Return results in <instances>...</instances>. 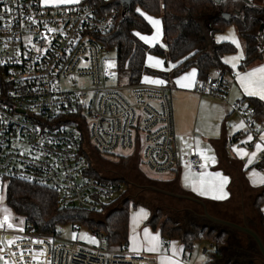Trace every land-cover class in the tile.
<instances>
[{"label":"built area","instance_id":"2783aa9c","mask_svg":"<svg viewBox=\"0 0 264 264\" xmlns=\"http://www.w3.org/2000/svg\"><path fill=\"white\" fill-rule=\"evenodd\" d=\"M118 13L91 4L44 7L40 0H0V191L6 193L12 180L28 182L58 191L62 207L95 212L125 194V184L91 175L86 153L92 149L137 152L151 172L173 171L170 86L129 83L105 68L104 55L117 49H107L100 39ZM229 77L216 70L196 91L223 100ZM236 110L253 133L254 109L240 104ZM185 163L194 173L202 171L194 152ZM257 163H264V154ZM8 222L14 227L0 228V264H156L151 256L108 247L95 229L89 234L104 246L86 245L78 234L66 239L64 225L41 233L26 221ZM71 229L80 232L77 225Z\"/></svg>","mask_w":264,"mask_h":264},{"label":"trees","instance_id":"16d2710c","mask_svg":"<svg viewBox=\"0 0 264 264\" xmlns=\"http://www.w3.org/2000/svg\"><path fill=\"white\" fill-rule=\"evenodd\" d=\"M124 1L128 4L125 15L122 10L123 2L120 0H83L80 4L95 5L104 12L118 9L119 13L112 28L100 40L107 49H117L115 70L119 77L126 78L129 83H139L144 76L168 80L190 69L197 71L200 83L205 82L216 70L221 71L223 75L231 76L234 70L224 63L223 58L236 53L237 48L230 42L217 43L213 40L216 33L224 32L231 25H235L239 37L244 42L245 55L238 66V71L247 70L256 61H264V50L258 38L264 22V7L245 6L241 16H231L227 20L223 17L218 18L211 23V32L207 35L200 21L218 11L219 3L214 0ZM146 15L162 18L165 48L159 45L149 47L140 39L141 35L152 33V24L145 19ZM137 33L139 35H136ZM148 54L164 57L174 64L171 73L146 67ZM242 104L254 109L253 118L264 127V102L256 97H245ZM86 154L91 175L99 179H114L125 185L128 184L123 178L106 177L98 168L97 162L119 164L117 161L127 160V155L130 153L106 154L98 149H92ZM131 154L141 157L137 152ZM259 168L263 169L264 165H259ZM60 197V193L51 188L16 180L10 181L6 190L8 207L17 215L24 217L26 223L37 232L50 233L60 225H79L89 230L95 229L105 235L108 247L127 249L131 207H137L138 203L131 205L132 200L123 194L115 200L120 203L119 206H113L116 202L112 201L104 204L98 211L92 212L76 207H62ZM263 204L264 188L255 197L253 203L256 220L264 228V215L261 211ZM180 214L179 211L173 212L174 218L165 214L161 208L156 209L149 225L155 230L160 228L161 235L169 240H181L185 253L191 254L194 244L198 241L211 244L212 248L204 264H223L221 260L230 244V229L212 226L207 221L209 225L192 224L189 230H185L180 220L176 219ZM98 215H104V219H96ZM164 217L167 219L161 223ZM224 264L240 263L227 261ZM249 264H264V262L258 258Z\"/></svg>","mask_w":264,"mask_h":264},{"label":"crops","instance_id":"0c3cea01","mask_svg":"<svg viewBox=\"0 0 264 264\" xmlns=\"http://www.w3.org/2000/svg\"><path fill=\"white\" fill-rule=\"evenodd\" d=\"M76 4L77 2L57 5ZM46 5L53 6V4ZM217 12L218 15L223 14V12L220 11V5ZM229 15L233 16L230 11ZM243 58L244 56H242V58H239L235 62L234 59L230 57V55H226L223 58L224 63L227 60L228 63L225 64H227L234 70L233 76L229 77L228 91L223 100H220L213 95L208 94V97L213 98L212 101L201 96L205 94H199L196 91V88L198 87L200 82L198 81L197 71L195 69H190L177 77H173L174 79L172 78V82L169 85V97L171 105L176 111L177 118L176 134V130L174 129V145L176 148L175 152L177 161L173 171L169 173L171 175L169 177L170 180H166L164 182L167 186V188L164 190L172 192L173 190L171 189H174V186L176 187V184L182 185L181 187L184 193L192 195L193 197L200 199L206 203L208 211L211 215L215 217H221L225 215V213H227L226 217L228 221L230 220L238 224H243V222H245L250 228L254 229L264 241V228L260 226L256 219L254 220L253 218V214L256 218V214L253 210L254 199L264 188V183L260 182V178L264 177V168H259V165H264V163H257L258 157L261 154H264V140L261 139V137L264 136V127H262L258 122H255L253 133H251V131L246 127L243 116L236 110V107L242 104V101L245 97H256L260 99L259 96H249L245 94L243 88L241 87L237 74H239L240 76H244L245 73L252 72L254 69L260 67H264V61H256L247 70L238 71V66ZM233 64L235 65V67H233ZM174 66L175 65L172 64L170 71H160L171 73ZM193 70H195L194 77L190 76L189 79L181 80L182 84L187 85L186 87H181L176 83L178 79L192 73ZM213 73H215V71ZM146 77L148 76H144V79ZM142 82L151 85H160L145 82L143 81V79ZM262 101L264 102V100ZM213 119L215 120V122L212 121ZM200 120H202V129H200ZM208 123H211V128L207 125ZM215 123L218 124L217 133L213 127ZM249 137H251V139H249ZM199 140H204L202 147H196ZM257 144L261 145L260 149H257ZM200 149L203 150L204 155H210L213 152L215 154L218 153V158L222 161L227 162L233 175L235 176V183L233 180H231L225 187H223L222 189L220 188V190H218V193L223 195L222 190L224 188H226L227 191H231L232 186L235 185V194L233 190L232 192H230L231 194L228 193L226 198L217 200L213 198L217 193L215 189L205 190V194H200L201 178L197 179L196 182H192V184L189 180L181 178L182 168L187 166L185 163L187 155L194 152L201 158V154L199 153ZM253 153L256 154L255 157H252ZM204 169L205 168H203L202 162V171L196 174H204ZM253 173H255L256 176H253ZM194 186L197 189L196 191H193ZM227 187L229 188V190ZM191 190L192 192H189ZM245 194L253 197L252 200H249L250 202L248 204V207L251 209L252 216L246 215L244 211ZM199 208V210L195 208H188L184 210L182 209V211H184L187 216H190L193 219H197L196 221H201L202 218H200L198 215L203 214V209L201 206H199ZM261 211L264 215V204L262 205ZM256 226H258V228H256ZM159 234L158 236L161 247L156 252H151L146 250L148 244L145 238L144 231L140 233V242H135L131 236L132 233L129 232V244L127 247L128 251L134 255L144 254L146 256H151L155 260L156 264H160L162 257L173 258L174 260L178 261L179 264H204V262L206 261L203 260V258L200 259L199 257L186 259L184 245L182 244L181 240H169L168 244H163L161 242V238L163 236ZM151 235H157V233ZM242 236L244 235H241L236 231H230V244L225 249L224 257L221 262L226 260V262L234 261L240 264H249L250 262H252V260L260 258L258 256L259 253L256 245L246 236ZM173 243L175 244L176 249H178L175 257H173V250L171 248V245ZM208 245L209 248H212L211 244L208 243ZM206 251L207 250H205L204 253H207ZM230 251L234 253H231ZM228 252L231 253V257L227 255ZM225 255L228 257V259H225Z\"/></svg>","mask_w":264,"mask_h":264},{"label":"rangeland","instance_id":"374dc122","mask_svg":"<svg viewBox=\"0 0 264 264\" xmlns=\"http://www.w3.org/2000/svg\"><path fill=\"white\" fill-rule=\"evenodd\" d=\"M83 0H79L77 2V4H80ZM123 2L122 4V10H123V15H125L127 13L128 10V4L127 2H125L124 0H120ZM42 6L44 7H57V6H66V5H53V6H47L45 3H43V0H40ZM220 5V11L223 12V14L218 15V12L211 14L209 16L204 17L203 19H201V24L203 26V29L205 30L207 35H210L211 32V23L218 19V18H222L226 15H229V11L232 13L233 16H241L242 14V10L243 7L245 6H258V7H264V0H220L219 2ZM70 6V5H69ZM154 20L159 21V25L154 27L152 25V33L149 35H141V36H145V37H149V42H145L149 47H154L156 45L161 46L162 48L166 47V42H165V37H164V25H163V21L162 18L160 16H148ZM231 16V15H229ZM149 21V20H148ZM159 29V34L157 36V31L156 29ZM232 34L234 35V38L239 42V48H237L236 53L231 54L230 57L231 58H237L234 59V62L236 60H238L241 56H244V42L243 40L239 37L236 27L235 25H231L229 26L224 32L221 33H216L213 37V40L215 42L221 43V42H230L232 43L229 39H224L225 37H229V35ZM153 36H157V38L155 40H152L151 38ZM218 37L221 38L218 41ZM258 38L260 40V46L261 48L264 50V22H263V26L261 28V31L258 35ZM233 44V43H232ZM151 56L153 57V61H149L148 57ZM104 57H106L107 61L105 62V68L106 69H115L116 68V55L114 53H109V54H105ZM155 60H159L162 63L157 65L155 64ZM171 66L172 64L170 62H168L164 57H159L156 55H152V54H148V56L146 57V67L155 70V71H160V70H164V71H170L171 70ZM169 68V69H167ZM149 81H155V80H162V78H158V77H153V76H148L147 77ZM174 79V78H173ZM143 81H145V79L143 78ZM165 81L166 84L170 85V83L172 82V78H169L168 80H163ZM146 82V81H145ZM150 83V82H148ZM205 98H208L210 100L213 101V98L208 97V94L205 95H201ZM217 101V100H216ZM173 109V126L175 131V134L177 133V118H176V111L174 109V107H172ZM202 119V117H201ZM213 122H215V120H212ZM200 123V129H202V120L199 121ZM210 128H211V123L207 124ZM220 125V124H219ZM214 130H216L217 133V128H218V124L215 123L213 125ZM215 132V131H214ZM208 134V133H207ZM203 142L204 140H199L198 144L196 145V147H202L203 146ZM208 145V144H207ZM206 145V146H207ZM174 149L176 151L175 145H174ZM130 153V154H128ZM126 154L127 155V160L125 161H120L118 160L117 162L119 164H113L112 162H105V161H98L97 165L98 168L100 169V171H102V173H104V175L108 178H123L124 180H126L128 182L127 185H125V197H128L132 200V203H138L139 205L135 208L131 207V218H130V223H129V232L132 233V238L135 242H140V233L141 232H145V230H147V232L149 233V235L157 233L159 235H161L160 232V228L159 229H154L153 227H151L149 225V221L152 219L154 211L156 209L161 208L163 210V212L165 214H167L168 216H172L173 212L175 211H181L180 215L176 218L177 220H180V222L182 223L183 227L185 230H189L190 226L192 224H200V225H207V220L206 219H201V221H196L197 219H193L190 216H187V214H185L184 211H182V209H188V208H195V209H200L199 206L195 205L194 202L186 200V199H180V198H176V197H172V196H167V195H163L159 192H156L153 190L154 187L159 188V189H166L167 186L165 185V181L170 180V174L166 173V174H156L151 172L144 164L142 157L136 155V154H131V152H128ZM199 153L201 154V158H202V162H203V168H205V172L203 174L205 179L211 178L214 179L217 187L215 188V190L217 191V193L214 196L217 197H222V198H216L217 200L220 199H224L227 197L228 193L231 194L230 192H232L234 190V186H232V190L230 191L229 188L227 191L226 188H224L222 190L223 195H221L220 193H218V190H220V188L222 189L223 187H225L231 180L234 181L235 183V176L233 175L230 166L227 164L226 161H222L218 158V153H212V154H203V150L200 149ZM123 154V153H120ZM94 159V158H93ZM107 159H111V158H107ZM141 159V160H140ZM109 161V160H108ZM219 173L220 177H216L215 174ZM181 178L185 179V180H189L192 184V182H196L197 179L201 178L200 174H196L193 173L190 168L188 166L183 167L182 168V173H181ZM220 178H226V182H223L221 185V181ZM190 184V186H191ZM182 185L180 184H176V187L174 186V189L172 192L177 194V195H185V196H192L189 195L187 193H184L182 190ZM207 190V189H205ZM189 192H192L189 191ZM236 190H234V194H235ZM0 196L3 197L2 200H0V211L2 212L3 215H5L4 209L8 210V213L10 214V221H12L14 224L17 220V223L21 226L23 224V222H25V218L22 216L17 215L16 213H14L11 208L8 207V205L6 204V193L5 191H0ZM193 197V196H192ZM120 198V197H119ZM118 197L114 198V200H118ZM253 197L245 194L244 197V201H245V214L248 216H252V212L251 209L248 207L249 204V200H252ZM115 205L113 206H119L120 203L118 201H115ZM118 202V203H117ZM230 208V207H229ZM216 209V208H215ZM173 211V212H172ZM172 213V214H171ZM227 213H225V215L221 216L222 219H227L226 217ZM175 218V217H174ZM253 218L254 220L256 219L254 214H253ZM96 219L102 220L104 219V215H98L96 216ZM167 219V217H164L161 221V223H163L165 220ZM209 222V221H208ZM232 222V221H231ZM160 223V224H161ZM209 225V224H208ZM210 225L212 226H216L210 223ZM71 226L74 225H64L65 230H64V234L63 236L66 239H72L74 237H76V234H78V239L85 243L86 245L89 246H104V244L99 240V239H94L91 237V235L89 234V229L84 227V226H79L80 228V232L79 233H74L71 229ZM256 228H258V226H256ZM226 229V228H224ZM232 232V230H230ZM82 234H84V238H81ZM237 235V234H236ZM239 235V234H238ZM245 237V236H242ZM91 238V239H89ZM92 240H94L95 242H92ZM205 250L208 251V253H204ZM211 248H209L208 243L206 242H196L194 244V250L193 252L190 253H185V258L186 259H191L192 257H199L200 259L203 258V260H206L208 258V254L210 253ZM231 253H234L232 251H230ZM228 252L227 255L229 257H231V253ZM259 256V254H258ZM228 259V257L225 255V259ZM254 260H252L253 262ZM1 263V260H0ZM222 263H226V260L222 261ZM251 263V262H250Z\"/></svg>","mask_w":264,"mask_h":264},{"label":"snow or ice","instance_id":"6c2138e0","mask_svg":"<svg viewBox=\"0 0 264 264\" xmlns=\"http://www.w3.org/2000/svg\"><path fill=\"white\" fill-rule=\"evenodd\" d=\"M73 2H78V0H43V3L45 4H53V5H57V4H68V3H73ZM141 15H144L143 13H141ZM145 19L149 20V22L154 26H158L159 25V21L154 20L150 17L145 16ZM157 31V36L159 34V29H156ZM136 35H139L138 33ZM157 36H153L151 39L155 40L157 38ZM140 39L144 40L146 43L149 42V37H145V36H140ZM221 38L218 37V41ZM224 39H229L233 44H235L237 46V48H239V42L234 38V35L230 34L229 37H225ZM37 51H39V49H37ZM238 58H242L238 57ZM233 59H237V58H233ZM149 61H153V57L149 56L148 57ZM162 62L159 60H155V64L159 65ZM225 63H228V61L226 60ZM233 67H235V65L233 64ZM191 77L195 76V70L192 71V73L181 77L180 79H178L176 81V83L181 86V87H186L187 85L182 84L181 80H186L189 79ZM239 82L241 84V87L243 88L244 92L246 95L249 96H259L260 99L264 100V67H260L257 69H254L252 72H248L245 73L244 76H240L239 74H237ZM146 82H150V83H155V84H164L165 81L163 80H155V81H149L148 78H145ZM249 139H251V137H249ZM262 140H264V136L261 137ZM257 149L261 148L260 144L256 145ZM246 155V154H245ZM255 153L252 154V157H255ZM216 177H220V174L217 173L215 174ZM253 176H256L255 173L252 174ZM221 181V185L223 182H226V178H220ZM260 182L264 183V177L260 178ZM217 187V184L215 182L214 179H205L203 174H201V179H200V194L203 195L205 194V189L207 190H214ZM196 187H193V191H196ZM214 199L216 198H222V197H217L214 196ZM3 197L0 196V200H2ZM5 215L3 218V221H0V228H3L5 226V224L7 225V227L9 229H12L14 226L12 223H9L8 221L10 220V214L8 213L7 209H4ZM81 238H84V234H82ZM145 238L148 244V247L146 248L147 251H151V252H156L160 247V241H159V236L157 235H149V233L147 232V230H145ZM16 239V238H14ZM14 239H9L8 240V244L11 245L14 242ZM22 239V238H20ZM91 239V238H89ZM33 243H43V241H32ZM92 242H95L94 240H92ZM171 248L173 250V257H175L176 252L178 251V249H176L175 244L173 243L171 245ZM27 251H30V249H26ZM136 250V249H134ZM13 255H15V253H13ZM39 255H44L43 252H40ZM35 258V256H34ZM3 256H0V260H3ZM5 264H9L8 261H5ZM160 264H179L178 261L174 260L173 258H169V257H162Z\"/></svg>","mask_w":264,"mask_h":264},{"label":"water","instance_id":"95a60500","mask_svg":"<svg viewBox=\"0 0 264 264\" xmlns=\"http://www.w3.org/2000/svg\"><path fill=\"white\" fill-rule=\"evenodd\" d=\"M214 1L216 3H218L220 0H214ZM223 18L227 20L230 18V16L226 15ZM153 190L156 192H159L163 195L172 196V197H176V198H180V199H186V200L194 202L196 205L201 206L203 209V214H199V215L197 214L200 218L206 219L207 221H209L213 225H216V226H219L222 228H226V229H230V230L236 231L238 233H241V234L247 236L248 239L256 245V248H257L258 253H259V257L264 262V241H263L262 237L254 229L250 228L245 222H243V224H238L235 222L228 221L226 219L215 217L209 213L206 203L200 199L195 198V197L185 196V195H177L173 192L166 191L163 189H159L156 187H154Z\"/></svg>","mask_w":264,"mask_h":264},{"label":"flooded vegetation","instance_id":"af4514ba","mask_svg":"<svg viewBox=\"0 0 264 264\" xmlns=\"http://www.w3.org/2000/svg\"><path fill=\"white\" fill-rule=\"evenodd\" d=\"M231 17V16H230Z\"/></svg>","mask_w":264,"mask_h":264}]
</instances>
